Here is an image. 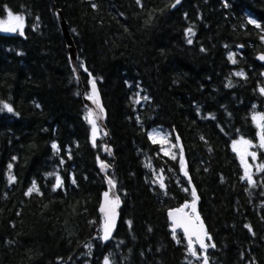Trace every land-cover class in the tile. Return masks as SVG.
Listing matches in <instances>:
<instances>
[{"label":"trees","instance_id":"1","mask_svg":"<svg viewBox=\"0 0 264 264\" xmlns=\"http://www.w3.org/2000/svg\"><path fill=\"white\" fill-rule=\"evenodd\" d=\"M174 1L0 0V20L24 17L23 34L0 32V264H264V0ZM92 81L114 158L86 119ZM238 140L256 150L252 184ZM101 162L122 199L108 243ZM190 182L207 231L196 255L168 218L193 202Z\"/></svg>","mask_w":264,"mask_h":264},{"label":"water","instance_id":"2","mask_svg":"<svg viewBox=\"0 0 264 264\" xmlns=\"http://www.w3.org/2000/svg\"><path fill=\"white\" fill-rule=\"evenodd\" d=\"M183 2H184V0H179V3H177V0H175L171 6V10L173 11V10L178 9L182 5ZM58 19L60 21L61 29H62L64 39L66 42V47H67V50L69 53V60H70L71 67L73 69L75 77L79 80L80 77H79L78 63H77L78 53L76 52L74 42L70 36V33L68 31V26H67V24H66V22L62 16L61 12H58ZM260 57H264V53H258L256 56V59L259 62L264 63V59H261ZM95 90H96V95L93 96L92 83H90L89 93L87 95H85V91H84V89H82L83 101H84V104H85L86 108L88 109V111H91L93 120L95 121V123L97 124V126L99 127L101 132L104 134V136L106 137V144L104 146V150L108 153L110 158H114L112 148L109 144L110 135H109V131H108L107 126H106L107 112H106V109L104 107L102 97H101V94H100V91L98 89V85L96 82H95ZM90 96H92L91 99L89 98ZM97 98H98V102H99V107L97 106V103L94 102ZM101 108L103 109L102 112L100 111ZM183 159L184 158H182V161H183ZM102 164L105 165V167L102 168V166H101ZM115 166H116L115 162L113 163L112 166L108 165L105 162H101L99 164L100 170H101L102 174H104V176H105L106 190L103 192V194L101 196L99 213H100V216L102 218V221L100 224V230L97 231L95 238H100L103 243H108L113 238V236L117 230V227H118V222H119V218H120V209L122 206V199H121V197L117 191L116 183L106 173L107 170H113ZM186 169H187L186 164L183 163L184 174L189 179V175L187 174ZM110 179L114 182V185H115L114 187L109 185L108 181ZM190 186H191V189L193 191L194 186H193L192 182H190ZM106 192L108 193L107 199L105 198V195H104ZM117 198L119 200V203L115 204L114 201ZM198 202H199V196L196 193V199H195L194 203L192 202L190 205L184 204L178 208H173V209H170L168 211V218H169V222L171 224L172 233H173V231H175V235H176L177 231H179V230L182 231L187 244H189V237L185 234L184 228H182V227H175L174 228L173 219H175L178 223H181V222L185 223L189 228V232H193V231L198 232L200 234L201 241L204 244H206L207 231H206L204 221L198 212ZM185 205H188V207H185ZM102 207L104 208V211H101ZM178 209H183V211L178 212L177 211ZM170 212L173 213L172 217L169 216ZM106 214L111 219L114 220V223L111 225L110 236L107 240L103 239V237L105 235V216H106ZM197 217H199V219H196ZM201 225L203 226L202 230L200 228ZM205 233H206V235H205ZM191 241H192L193 250L195 248V245H198L200 247V242L197 241L196 235L191 236Z\"/></svg>","mask_w":264,"mask_h":264},{"label":"snow or ice","instance_id":"3","mask_svg":"<svg viewBox=\"0 0 264 264\" xmlns=\"http://www.w3.org/2000/svg\"><path fill=\"white\" fill-rule=\"evenodd\" d=\"M137 3H140V0H137ZM177 3H179V0H177ZM23 22H24V17L23 16H21V15H13L9 11L8 12V20L7 21H0V31L16 32L18 29H22L23 28ZM247 22L249 24L255 25L258 28L260 27V25L254 19H249ZM21 34H23L22 31H21ZM187 34L188 35H191L192 34L191 29L188 30V33ZM188 42L191 43V40H189ZM260 58L261 59H264V57H260ZM229 59H232V57L230 56ZM232 62L235 63V60L233 59ZM236 75H241L242 76L243 73H236ZM91 83H92L93 96H95L96 95L95 81H92ZM261 92H262V94H264V89H261ZM89 98L91 99L92 96H90ZM94 102L97 103V106L99 107L98 98ZM3 108L7 109L9 112L12 111V108L9 105H7V104H4L3 105ZM100 111L102 112L103 109L101 108ZM91 116H92V113H91V111H89L88 117H86V119H88V122L93 125L92 133H93V140H94L95 135H96V125H95V121L93 119H91ZM253 120L254 121H264V115H259V116H255L254 115L253 116ZM257 126L259 128H261V132L259 133V137H260L259 147L264 148V124L258 123ZM235 143L236 142H234V151L237 150L236 147H235ZM239 143H241L243 145H249L250 144V142L249 141H246V140H241ZM52 147L55 149L57 146L55 144H53ZM246 154L251 155L253 157V159H255V153H246ZM241 162H242V164L245 165V177L248 179L249 184H252L253 182H252V179H251V175L249 174V172L247 170L248 169V165L246 164L243 156L241 157ZM101 166H102V168L105 167V165H103V164ZM9 168H11V165H9ZM260 168L261 169H264V164H262L260 166ZM9 179L11 181V180L14 179V177H9ZM108 183H109V185H111L113 187L115 186L114 185V182L111 179L108 181ZM57 186H59V184ZM161 187H163V184H161ZM36 190H37L36 184H35V182H33L32 187L29 189V193H31L33 191H36ZM104 195H105V198L107 199L108 193L106 192ZM192 195H193V203H194L195 202V199H196L195 190L192 191ZM114 203L115 204H118L119 203L118 198L114 201ZM185 207H188V205H185ZM101 211H104V208L103 207H102ZM177 211L178 212H182L183 209H178ZM169 216L172 217L173 216V213L170 212L169 213ZM196 219H199V217H197ZM113 223H114V220L111 219L106 214V216H105V235H104L103 239L107 240L109 238L111 225ZM173 224H174V228L175 227H182V228H184L185 234L189 237L188 248H189V252L192 255H196V252L192 248V241H191V236L192 235H196L197 241L200 242V247L202 249H205V248L208 247V245L204 244L201 241V237H200V234L198 232H195V231L189 232V228H188V226L185 223H182V222L181 223H178L175 219H173ZM200 228L202 230L203 226L201 225ZM173 235H174V238H175V231H173ZM205 235H206V233H205ZM104 264H110L109 258H107V257L105 258ZM205 264H207V260L206 259H205Z\"/></svg>","mask_w":264,"mask_h":264},{"label":"rangeland","instance_id":"4","mask_svg":"<svg viewBox=\"0 0 264 264\" xmlns=\"http://www.w3.org/2000/svg\"><path fill=\"white\" fill-rule=\"evenodd\" d=\"M7 20H8V15L4 19H2L0 21H7ZM23 26H24V22H23ZM22 29H18L16 32H5V31H0V32H2V33H8V34H16V33H20L22 31ZM262 115H264V114H262ZM256 116H259V115H256ZM259 122H260V124H264V123H261L262 121H259ZM96 132H97V129H96ZM153 134H154V137L156 139H158V141L160 143H162V144H164V145L167 146L168 137L165 134H163L162 132H159V131L158 132L157 131H154ZM240 141L241 140L235 141L236 142L235 143V147L237 149L236 151L238 152L240 158L242 156L244 157V160H245L246 164L248 165V169L247 170H248L249 174L252 175V173H253V164L251 163V157L252 156L251 155H248L246 153H255V156H256V150H255L254 144L250 142L249 145H243V144L239 143ZM258 141L260 142V139ZM165 148L167 149V147H165ZM242 165L245 168V165L244 164H242ZM251 178H252V176H251ZM202 254L203 253L200 252L197 255L196 258H199L200 259L202 257ZM200 260H201L200 261V264H205V261H204L203 258H201Z\"/></svg>","mask_w":264,"mask_h":264},{"label":"flooded vegetation","instance_id":"5","mask_svg":"<svg viewBox=\"0 0 264 264\" xmlns=\"http://www.w3.org/2000/svg\"><path fill=\"white\" fill-rule=\"evenodd\" d=\"M198 249V246L195 247V250Z\"/></svg>","mask_w":264,"mask_h":264},{"label":"bare ground","instance_id":"6","mask_svg":"<svg viewBox=\"0 0 264 264\" xmlns=\"http://www.w3.org/2000/svg\"><path fill=\"white\" fill-rule=\"evenodd\" d=\"M121 197V196H120ZM101 201V200H100ZM122 207V206H121Z\"/></svg>","mask_w":264,"mask_h":264}]
</instances>
